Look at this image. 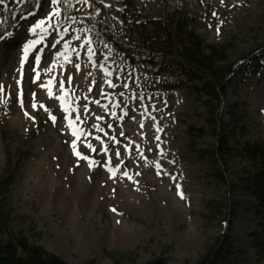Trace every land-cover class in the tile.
Wrapping results in <instances>:
<instances>
[{
	"label": "rangeland",
	"instance_id": "1",
	"mask_svg": "<svg viewBox=\"0 0 264 264\" xmlns=\"http://www.w3.org/2000/svg\"><path fill=\"white\" fill-rule=\"evenodd\" d=\"M91 1L110 7L109 14L121 23L131 19L130 13L124 8V0H89L88 3L80 0L75 5V17L67 24H60L59 14L50 18L53 27L49 28L45 40L28 53L24 62L26 68L16 72V65L21 63L23 44L28 39L36 38L28 29L37 19L46 17L52 11L51 0H41L40 8L32 16L24 18L15 32L0 44V86H3L0 91V180L9 174L12 177L8 191L0 193V205L4 213L11 209L7 215L8 226L15 233L27 237L29 243L43 246L70 264H117L113 256L119 255V264H147L155 260L159 264H195L228 228L229 245L224 249L227 254L215 264H264V214L255 212L256 199L245 189L247 178L254 172L255 166L244 155L237 154V151L242 152L246 141L264 143V97L257 99L260 93L264 96V54L260 55L264 50L262 0H224L223 3L221 0H181L184 12L195 20L190 26L204 43L222 45L227 60L244 54L248 57L246 61L251 55L257 57L255 62L247 67L244 65L242 71L237 73L222 105L223 120L231 132L229 144L234 148L228 158L227 176L233 186L231 189L215 175L218 164L210 152L215 140L211 126L206 121L203 103L206 96L197 94L193 89L194 85L200 84L192 83L176 72H157L155 67L145 62L144 55L126 57L117 51L96 26L85 19L97 13V7ZM133 7L134 16L144 22L149 18H160L162 0H134ZM213 12L217 15L213 16ZM150 29L147 26L146 30ZM54 37L59 38L56 47L50 45ZM78 38L84 40L85 46L92 44V62L88 58L86 62L98 71L103 74L108 71L107 64L100 61L103 52H106L118 61L121 69L129 70L132 75L136 74L144 82L153 84L129 92L127 98L130 104L124 111L116 113L117 119H111L108 115L91 123L90 117L96 106L104 102L120 106L122 96L114 94L109 101L98 99L97 103L94 92L101 83H95L90 88H85L86 84L75 87L73 82L67 80V69L63 75L66 77L62 80L63 92L60 81L57 79L53 82V101L61 104L55 97L64 95L65 107L66 104L71 105V108L76 107L77 114L85 109L82 108V102L88 101L87 111H84L90 116L75 123L79 135V139L75 138L77 151L88 159L78 158L67 137L57 131L59 128H69L68 121L64 119L65 114L57 116L55 111H46L48 106L43 104L45 107H40L42 103L38 97L42 91L48 94L46 88H38L43 76L41 68L52 59L57 65L74 42L80 41ZM41 48L44 51L40 53L41 61L37 67L35 55ZM57 52L63 55L57 56ZM83 57V53L78 55L80 59ZM33 68L40 73L35 83ZM54 69L50 66V71L45 74L50 77ZM18 80L20 84H17ZM8 83L16 86V93L6 92ZM106 95L101 97L105 98ZM170 101H177L178 108H174ZM156 102L165 105L162 111L156 105L151 106V103ZM33 103L36 104L35 109ZM138 107L144 108L142 112ZM20 110L29 115L13 125L11 121ZM76 113H70V118ZM49 114L55 116L56 120H51ZM158 115L167 121L166 134H162L165 136L162 146L156 144L154 147L153 141L151 144L150 141L144 142L136 132L132 138L125 127L134 116L149 118L150 123L156 121ZM119 128H125V131L116 132ZM49 132L53 136V143H59V148L63 146L69 152L71 162L67 170L70 173H74L71 169L85 168L92 163L89 167L94 170L96 183L87 201H67L69 199L62 195L67 183H62L64 188L60 191L51 188L44 194L41 189L49 183H33L29 169L32 165L43 164L47 172L50 167L58 170L60 156L49 148L51 142L46 139ZM87 144H91L92 148H88ZM45 151L48 152L47 160L43 155ZM155 152L162 153L159 155ZM166 158L172 162V166H166ZM151 163L152 168L160 166L162 183H175L168 192L176 194L177 198L178 182L184 197L189 195L186 200L188 210L179 217L151 211L149 206L140 211L119 206L116 193L119 183L116 182L123 181V184L130 186L133 184L138 188L133 192L140 189L150 191L153 188L151 183H133L131 179L140 175L141 171H136L139 166L147 169L146 164ZM110 168L114 175L109 171ZM166 176L170 177V182ZM99 178L108 182H100ZM77 204H81L80 210L76 209ZM228 205L234 208L229 226L226 221ZM78 214L85 217L81 220L82 224H86L85 233L72 225V218ZM90 218L94 220L93 225L87 222ZM127 224L135 229L129 240L121 242V239L111 238L110 230L117 225L127 227ZM189 227L191 236L188 235V241L184 242ZM100 231L107 233L103 235ZM5 237L7 233L0 229V238Z\"/></svg>",
	"mask_w": 264,
	"mask_h": 264
},
{
	"label": "trees",
	"instance_id": "2",
	"mask_svg": "<svg viewBox=\"0 0 264 264\" xmlns=\"http://www.w3.org/2000/svg\"><path fill=\"white\" fill-rule=\"evenodd\" d=\"M39 0H3L0 4V35L14 30L17 22L25 15L33 12ZM79 0H60L58 4L60 20L66 23L75 16L74 6ZM134 0H124V8L130 13V20L123 23L112 17L110 8L97 1H91L98 9L97 13L86 20L93 23L101 35L108 40L117 51L126 57L144 55V60L157 72L172 71L184 76L192 83L198 82L193 89L197 94L206 96L203 101L206 107L207 123L211 126V134L215 140L211 153L218 164L215 175L231 189L227 176L228 158L234 148L230 146L231 132L223 120L222 105L228 88L237 72L242 69V61L246 55L227 60L222 45L206 44L198 36L190 24L195 20L181 6V0H162L160 18H149L141 22L135 16ZM262 18L264 20V0H262ZM150 26V30H146ZM264 46V45H263ZM191 129V128H189ZM244 155L255 166L254 172L247 178L245 189L257 201L255 212L264 214V143L246 141L242 147ZM12 180L9 174L0 180V193L8 191ZM226 221L231 223L234 208L228 205ZM0 205V229L7 237L0 238V264H70L39 244L28 242L21 233H15L7 223V215ZM228 228L211 244L205 254L195 264H215L225 258L229 245ZM119 256H113L119 264ZM147 264H159L150 261Z\"/></svg>",
	"mask_w": 264,
	"mask_h": 264
},
{
	"label": "bare ground",
	"instance_id": "3",
	"mask_svg": "<svg viewBox=\"0 0 264 264\" xmlns=\"http://www.w3.org/2000/svg\"><path fill=\"white\" fill-rule=\"evenodd\" d=\"M62 36H60L61 38ZM59 38L54 37L50 41V45L52 46L53 44H56L57 46L59 43H57ZM80 41L74 42L73 46L69 48V51H67L66 55L61 56L62 59H59V62H57V65H54L53 59L51 60L50 63H48L46 66L41 68V73L43 74L42 76V82L41 83H46L49 79H52L53 82H55L57 79L59 81H62L65 79L64 71L67 69L68 75L67 77L71 76L73 84L75 87L77 85H85V88H90L92 87L95 83H101L97 88V90L94 92L96 95V100H106L109 101V99L112 97L114 94H119L122 96V103L120 106H118L116 103H113L109 105L107 102H104L93 109V116L90 117V122L94 121H100L102 118L107 117L108 115L110 116L111 119H117L116 118V113L117 112H122L125 110L129 103V99L127 98V95L131 91H138L140 88L144 87H150L153 85L151 82H144L140 76L136 74H131L129 70H123L119 67V63L117 60H114L112 56L106 52H103V56H101L100 61H104L107 66H108V71L106 73H102L101 71H98L96 68L91 66V63H87L86 59H89V62H92L91 57H89L88 54V49L89 47L92 49V44L90 43V46H85L84 45V40L78 39ZM83 53V58L80 59L78 58V55ZM93 53V51H92ZM96 53V52H94ZM23 55V54H22ZM65 56H67V60H65ZM56 61V60H55ZM76 65H79V69L76 68ZM17 67L14 69V71H21V68H26L25 64L21 65L19 63L16 65ZM50 66L55 68L53 72L50 74V77H48L45 73L50 71ZM10 69L11 64H10ZM23 71V70H22ZM24 72V71H23ZM68 80V79H67ZM111 82V86L109 85L108 82ZM40 84H38V88L40 87ZM127 85V87H125ZM69 89V88H68ZM45 91H48L47 89ZM6 92L8 94H14V92H17L16 86L13 85V83H8L6 85ZM87 94V92H85ZM107 94L105 98H102L101 96ZM260 96L257 97L258 100H261L264 96L263 94H259ZM39 99L42 104H45L48 106L47 111L49 110L50 112L55 111L58 114H65L64 110L61 108V104L57 101H53L52 97L50 98L48 94L44 91L39 93ZM166 101V100H164ZM165 104H167L165 102ZM170 104L174 106V108H178V103L177 101H170ZM77 105V104H74ZM156 105L158 107L159 111H162V106H165L162 102H156L155 104L151 103V106ZM85 106L88 105V101L83 103L82 102V108L84 109ZM66 107L69 108V112L67 113L68 115L70 113H76L77 108H71V105L66 104ZM142 112V107H138ZM24 110H20V113H16L12 119V124H16L17 122H21L25 119L26 115ZM137 112V111H136ZM115 113V115H113ZM64 115V116H65ZM79 115L80 118H87L90 116V114H86V112L81 110L79 114H73L72 119H75L76 116ZM70 116V115H69ZM97 117H100V119H97ZM149 118L143 117V116H134L131 118L129 121L131 123H128L125 125V127L128 128V131L131 133L132 138H134V134L138 135V137H142L144 139V142L146 141H153L154 147L156 144H160L162 146V142L164 143L165 136L162 134H166V128H167V121L162 117L161 115L157 117L156 121L150 122L149 123ZM161 121V124H160ZM143 125V127H141ZM63 127V126H62ZM64 129V127H63ZM78 130V128H76ZM124 129V130H123ZM159 129V131L157 130ZM58 132L62 133L67 137L68 142L72 144V141L75 140V136L72 135L73 129L70 127L68 130H62V128L57 129ZM125 131V128H119L116 132H123ZM58 137V135H56ZM159 136V140L156 139V137ZM46 139L50 140L51 145L50 149L54 152H56L59 156V162H58V170L51 169L49 172L46 171L44 168L43 164L39 165H32L29 169L31 170V173L33 175V183H49L45 185L41 189V193L44 194L48 192V189H55L56 191H60L64 188L62 183H67V188L65 191H63L62 195L66 199L74 200L78 203H82L83 201H87L88 198L91 196L92 192L94 191V186L96 183V175L94 176V170L89 167V165H86V167L78 168L76 169H71L74 170V173H70L67 170V166L69 162H71V156L67 149L65 147L59 148V143H53V136L50 135V132L47 134ZM163 138V141H162ZM138 142H143L141 139H136ZM149 144V145H150ZM149 146V150H150ZM165 153V149L163 148ZM168 150V149H167ZM156 153V152H155ZM162 153V152H161ZM161 153L157 152L156 154L161 155ZM155 154V155H156ZM45 155L44 158L47 160L46 155H48V152L45 151L43 154ZM152 158H154L152 156ZM160 159H162L159 156ZM167 159V164L166 166H172V162ZM43 161V160H42ZM154 163V162H153ZM152 163L151 164H146L147 169H144L143 166H139L136 171H141L140 175H135V178H132L131 182L133 183H151L153 188L149 191V189H140L139 191H134L135 188L132 184L130 186L129 184H123V181H119L116 183H119L118 186L116 187V193L118 194V203L121 208H126L129 210H135V211H140L143 208H146L149 206V209L151 211H159L163 212L165 214H168L172 216L173 218L179 217L183 213H185L186 210H188V206L186 204V200L189 195L185 196L183 199L178 195L176 198V194L168 192L171 185L175 183H162L161 176H163L161 171H159V168L157 167L156 170L155 168H152ZM143 170V174H142ZM89 172V173H88ZM89 174V175H87ZM88 176V178H87ZM168 181L170 182V177L166 176ZM185 177V176H184ZM183 178V177H182ZM100 182H104L105 180L103 178H99ZM106 183L108 181H105ZM53 183H56L55 185ZM179 184L178 182L176 185ZM99 187V186H98ZM110 189V186H108ZM51 190V191H52ZM104 191V190H103ZM81 205V204H80ZM80 205H76V209L80 210ZM82 215L78 214L76 217L72 218V225L74 228L80 229L82 232H86L85 228L86 224L81 223V220H83ZM88 219V218H87ZM93 219L90 218L89 225H93ZM109 227V225H108ZM103 226H101V229ZM100 229V230H101ZM134 228L129 226L127 224V227H122L120 225H117L113 228V230H110V235L111 238L113 239H121L122 240H129L132 235H134ZM191 230V227H189L188 231H186L185 238L183 239L184 242L188 241L189 236H191L189 233ZM89 231V230H88ZM103 235L104 233H107V231H100ZM189 235V236H188Z\"/></svg>",
	"mask_w": 264,
	"mask_h": 264
},
{
	"label": "snow or ice",
	"instance_id": "4",
	"mask_svg": "<svg viewBox=\"0 0 264 264\" xmlns=\"http://www.w3.org/2000/svg\"><path fill=\"white\" fill-rule=\"evenodd\" d=\"M84 3H88L89 0H83ZM224 0H221V3H223ZM3 3V0H0V4ZM51 3L53 5V8H52V11L48 13V15L42 19H37L36 22L34 24L31 25V27L28 29L29 32L35 34V37L34 39H28L26 41V43L23 44V55L21 57V65L24 64L25 60L27 59L28 57V53L33 49L35 48L37 45H40L44 40H45V37L48 35L49 33V28L53 27V25L51 24L50 22V18H52L54 15H57L59 14V8L56 7V5H58L60 3V0H51ZM30 15H32L30 13ZM213 16H216L217 14L215 12L212 13ZM209 27H211V25H209ZM67 31V30H65ZM217 33L219 34V26H217ZM12 34L11 33H5L3 35H0V41L4 40L6 38V36H11ZM79 39V38H78ZM52 47H56V44H53ZM44 49L41 48L35 55V62H36V65L37 67L39 66L40 64V61H41V55L40 53L43 52ZM88 53H89V57H91V55L93 54L92 53V49L89 47L88 49ZM57 56H60V55H63V53L61 52H57L56 53ZM67 56H65V60H67ZM76 68L79 69V65H76ZM33 72H35V77L33 78V83L36 82V80H38L40 78V73L39 71H37L36 68H33ZM72 80V77L69 76L68 77V81L71 82ZM21 81H17V84H20ZM109 85L111 86V82L109 81L108 82ZM52 84H53V80L52 79H49L46 83H41L40 84V87L41 88H46L48 90V96L51 98L53 96V91H52ZM125 87H127V85H125ZM60 89L61 91L63 92V89H64V81H60ZM3 90V86H0V91ZM91 91V89H90ZM22 91L20 93V95L22 96ZM35 93H33V97H35ZM57 100H59L61 102V108L64 110V112L66 113V115L64 116V119L68 121V126L70 128L73 129L72 131V135L75 136L77 139H79V135H78V130L76 129L75 127V123H76V120H80V116L77 115L75 120L71 119L70 116L67 114L69 112V108L68 107H65V96L64 95H60V96H56L55 97ZM97 103H99L97 101ZM21 104H22V100H21ZM32 107L35 109L36 108V104L33 103ZM40 107L44 108L45 106L43 104L40 105ZM45 110L47 111V109L45 108ZM85 111H87V106H85ZM25 115H29L27 112L25 113ZM113 115H115V113H113ZM49 118L53 121L56 120V117L55 116H52L51 114H49ZM32 119H35L34 117H32ZM97 119H100V117H97ZM141 127H143V125H141ZM159 131V129H157ZM157 140H159V136L156 137ZM88 148H92V145L91 144H87L86 145ZM159 147V145H158ZM72 149H73V153L78 157V158H81V159H88V157L86 156H82L81 152L77 151V148H76V140H73L72 141ZM93 151H95V149L93 148L92 149ZM117 156L120 155L119 152L116 153ZM89 166L91 167L92 166V163L90 162L89 163ZM157 167H160L159 165H157ZM110 172L113 173V175L115 174L113 172V170L110 168L109 169ZM125 176H127V173H124ZM131 178V177H129ZM176 188H177V194L181 197V199L184 198V195H183V192L181 190V185L180 184H177L176 185ZM113 212L116 211L115 208L112 209Z\"/></svg>",
	"mask_w": 264,
	"mask_h": 264
}]
</instances>
